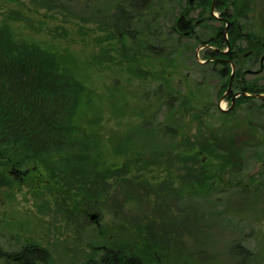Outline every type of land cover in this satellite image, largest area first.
<instances>
[{
	"label": "rangeland",
	"instance_id": "rangeland-1",
	"mask_svg": "<svg viewBox=\"0 0 264 264\" xmlns=\"http://www.w3.org/2000/svg\"><path fill=\"white\" fill-rule=\"evenodd\" d=\"M221 1H212L211 17V4L154 0L134 22L130 38L114 32L113 0H0V30H8L15 42L68 55L83 68L80 79L94 100L90 118L103 142L100 162L114 175L106 195L93 197V209L85 206L86 214L77 213L75 219L64 207L72 202L61 197L58 187L50 191L39 181L24 184L11 177L13 185L0 188L2 251L17 255L36 246L48 253L49 264H102L103 254L114 250L100 234L108 232L116 240L141 237L151 250L147 264H264V110L255 100L231 116L223 114L231 107L229 99H220L229 79L220 74L222 64L208 60L215 47L228 49L226 43L211 41L226 27L218 19L226 9L239 12L236 21L250 35L235 41L240 56L249 51L250 39L264 42V0ZM186 9L192 27L188 36L174 30ZM92 60L94 66L87 68ZM249 66L256 70L259 63L237 61L234 68L240 76ZM245 80L255 87L264 83L252 75ZM147 131L157 142L147 153L160 154L158 161L149 169L141 164L125 171L127 159L112 143L117 147L130 135L132 143L143 144ZM213 136L241 146L242 158L225 165L222 159L201 163L200 156L195 167L222 178L209 191L183 180L187 173L170 167L168 158L198 150L203 140L213 143ZM47 167H54L44 166L49 182ZM5 168L0 162V170ZM250 178L256 181L250 191L238 188L239 179ZM138 185L144 197L130 196ZM92 215L98 219L91 220Z\"/></svg>",
	"mask_w": 264,
	"mask_h": 264
},
{
	"label": "trees",
	"instance_id": "trees-1",
	"mask_svg": "<svg viewBox=\"0 0 264 264\" xmlns=\"http://www.w3.org/2000/svg\"><path fill=\"white\" fill-rule=\"evenodd\" d=\"M197 1L198 4H211V14L213 0H188V4L191 6ZM153 2L154 0H113L115 5L114 18L112 17L114 32L132 38L134 22L138 17L141 18L143 14L146 15L149 12ZM221 3L228 5L225 1ZM222 5H219L218 9ZM188 14L186 9L175 21L174 30L180 35L191 34V20ZM238 15V11L232 15L227 9L221 13V16L234 18V20ZM240 37L242 36L228 37L232 47ZM245 37L250 38V35L245 34ZM212 42H217L219 46L226 43L228 46L225 38L214 39ZM257 47L260 48L261 45L258 43ZM86 64L87 68H92L94 61H86ZM223 66L220 74L229 79L232 69L228 65ZM82 69L78 62L74 63V59L68 55H60L40 45L15 42L8 30H0V162L6 166L5 169L8 168L9 161L7 160L10 159L23 166H36L43 173L44 166H53L54 169L47 167L50 181H40V183L46 185L50 191L54 189L53 186L58 187L61 197L72 202L64 207L68 209L67 214L74 219L78 216L77 213L86 214L85 206L88 205L90 209H93V197L97 200L103 198L110 188L109 179L114 178L112 169L102 166L100 162L103 142L100 134L96 132L98 125L90 118L94 100L90 97L84 81L80 79L83 76ZM227 87L228 83L224 92ZM243 90L254 91L249 87H244ZM257 91L264 92V89L260 88ZM175 98L170 97L171 100ZM252 101L250 97H242L233 111H225L226 113L223 114L231 116L239 106L250 104ZM259 108L264 109L262 102ZM175 112L178 111L175 110ZM137 136L140 134L137 133ZM143 136H145L143 144L137 141L132 143L130 135L118 140L117 147L112 143L113 150L123 153L127 159L126 168H124L127 172L131 165L143 164V168L149 169L160 157V154L149 155L147 153L153 151L152 148L157 145L153 134L147 131ZM175 137L173 134L172 138ZM212 139L213 143L209 140H206V143L204 140L201 141L198 150L192 148L190 151L179 153L174 161L168 158L170 167L177 165L179 172L187 173L183 180L196 188L209 191L213 184L215 185L222 178L217 173L211 176L209 171L197 169L194 163L200 161L199 157L203 156L201 163H205L207 159H222V164L225 165H230L233 161L238 164V160L242 158L241 146L235 145V147L234 144L225 143L221 138L214 136ZM57 163L60 168H57ZM189 163H193L191 169L188 168ZM157 164L161 165L160 162ZM5 169L0 170V188L3 185H8L9 188L13 185L12 179L4 172ZM219 170L218 173L222 172ZM222 170L227 171L225 168ZM239 188L243 189V186ZM92 189L95 190V194L90 192ZM139 190L138 185V187H133L128 194L133 197L138 195L144 197ZM76 197L80 203L76 201ZM100 234L109 246L116 250V253H104L101 257L102 264H147L149 262L148 257L151 256V250L138 235L130 234L132 237H122L127 238L126 240H116V235H112V238L108 232H100ZM47 254L46 251L36 246H26L17 255L5 253L0 249V260L17 264H36L45 261L49 264L50 259Z\"/></svg>",
	"mask_w": 264,
	"mask_h": 264
},
{
	"label": "flooded vegetation",
	"instance_id": "flooded-vegetation-1",
	"mask_svg": "<svg viewBox=\"0 0 264 264\" xmlns=\"http://www.w3.org/2000/svg\"><path fill=\"white\" fill-rule=\"evenodd\" d=\"M214 4H215V0H214ZM218 19H220L221 22L223 23H226L225 21L227 20L228 25L223 30L221 29L216 31L214 35V39L221 40L222 38H225L227 39V41H229L228 37L235 38L236 36H242L241 38H246L245 37L246 33L243 32L242 25H240L236 20L225 16H222V18L219 17ZM249 43H250L249 51L241 56L236 52V50L232 47V45L230 46V48L227 49V51H224L223 49L214 46L215 51H212L210 54L211 57L208 58V60L212 62L213 65L222 64V65L230 66L232 72L234 65H236L237 61L240 62L246 61L248 63H251V66L259 63L258 69L255 70L250 68L249 66L246 70L243 71V73L240 76H238V68L237 69L234 68L235 72L233 74L231 73L227 90L223 93V95H221L220 99H222V97L229 99V101H231V105H232V100L235 99L233 110L236 108L240 98L242 97H250L253 101L259 100L264 104V92L257 91L258 89L260 90V88L264 89V83L262 87H255L256 85L254 83H246L247 81L245 80L246 75H252L254 78H258V77L264 78V52L261 54L260 53L261 50L258 51V47H257L259 43V45H261V47L264 48V42L262 40L260 42H257L256 39H250ZM244 87H249L250 89H254V91L246 92L243 90ZM234 88H236L237 91H233ZM257 95H260V97ZM233 110H229V111H233ZM260 110L263 111L264 109H260ZM7 161H9L10 168L8 167L7 169L4 170V172L8 175L9 178L12 177L14 181H18L24 184H27L28 182H32V183H36L38 181L44 182V173L41 170H38L36 166L33 167L23 166L21 163L14 162L10 159ZM255 182L256 181H253L250 178L248 182L238 181L237 185H239V187L243 186V189L246 191H250L249 188L253 187L252 185L255 184ZM254 188L255 190H257L256 187ZM242 194L245 195L246 192H243Z\"/></svg>",
	"mask_w": 264,
	"mask_h": 264
},
{
	"label": "water",
	"instance_id": "water-1",
	"mask_svg": "<svg viewBox=\"0 0 264 264\" xmlns=\"http://www.w3.org/2000/svg\"><path fill=\"white\" fill-rule=\"evenodd\" d=\"M211 13L212 14H214V5L211 7ZM228 22V21H227ZM228 48H230V43L228 42ZM235 69L233 68V72H232V74L235 72L234 71ZM243 95H245V94H243ZM257 96H259L260 97V95H257ZM222 99H223V97H222ZM234 103H235V99H233L232 100V105H231V107H230V109L229 110H233V108H234ZM229 110H223V111H229ZM98 219V216L97 215H92L91 216V220H97ZM109 252H111V253H116L114 250H112V249H110V250H108Z\"/></svg>",
	"mask_w": 264,
	"mask_h": 264
}]
</instances>
